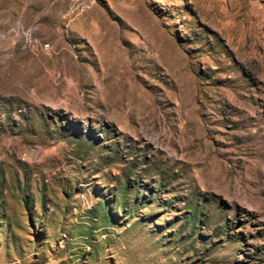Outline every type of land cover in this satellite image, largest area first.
Wrapping results in <instances>:
<instances>
[{
	"label": "rangeland",
	"instance_id": "374dc122",
	"mask_svg": "<svg viewBox=\"0 0 264 264\" xmlns=\"http://www.w3.org/2000/svg\"><path fill=\"white\" fill-rule=\"evenodd\" d=\"M0 264H264V0H0Z\"/></svg>",
	"mask_w": 264,
	"mask_h": 264
},
{
	"label": "water",
	"instance_id": "95a60500",
	"mask_svg": "<svg viewBox=\"0 0 264 264\" xmlns=\"http://www.w3.org/2000/svg\"><path fill=\"white\" fill-rule=\"evenodd\" d=\"M30 152H31V150L29 151L28 156H29Z\"/></svg>",
	"mask_w": 264,
	"mask_h": 264
}]
</instances>
